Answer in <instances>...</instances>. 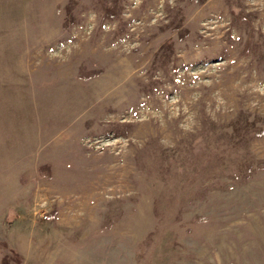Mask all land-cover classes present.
<instances>
[{"label":"rangeland","instance_id":"obj_1","mask_svg":"<svg viewBox=\"0 0 264 264\" xmlns=\"http://www.w3.org/2000/svg\"><path fill=\"white\" fill-rule=\"evenodd\" d=\"M0 264H264V0H0Z\"/></svg>","mask_w":264,"mask_h":264}]
</instances>
